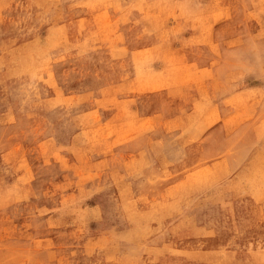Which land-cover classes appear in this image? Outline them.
<instances>
[{
	"label": "rangeland",
	"instance_id": "rangeland-1",
	"mask_svg": "<svg viewBox=\"0 0 264 264\" xmlns=\"http://www.w3.org/2000/svg\"><path fill=\"white\" fill-rule=\"evenodd\" d=\"M0 264H264V0H0Z\"/></svg>",
	"mask_w": 264,
	"mask_h": 264
}]
</instances>
